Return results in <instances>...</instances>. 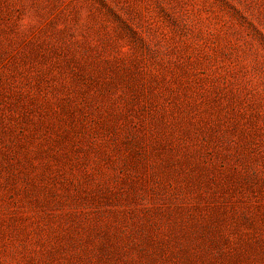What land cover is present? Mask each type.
<instances>
[{
    "label": "rangeland",
    "instance_id": "1",
    "mask_svg": "<svg viewBox=\"0 0 264 264\" xmlns=\"http://www.w3.org/2000/svg\"><path fill=\"white\" fill-rule=\"evenodd\" d=\"M0 264H264V0H0Z\"/></svg>",
    "mask_w": 264,
    "mask_h": 264
}]
</instances>
